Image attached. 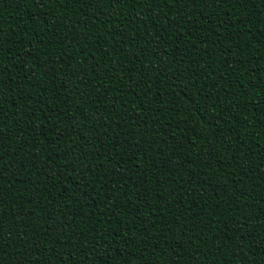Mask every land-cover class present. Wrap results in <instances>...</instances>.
Returning <instances> with one entry per match:
<instances>
[{
	"label": "snow or ice",
	"instance_id": "6c2138e0",
	"mask_svg": "<svg viewBox=\"0 0 264 264\" xmlns=\"http://www.w3.org/2000/svg\"><path fill=\"white\" fill-rule=\"evenodd\" d=\"M13 2L18 4L27 2L37 7L38 10H47L50 5H59L61 8L77 5L79 6V11L85 12V6H87L88 11L85 13V19L91 20L92 23L78 25V28H82L83 31H78L75 34L70 31L66 34L67 37H70L66 47L72 48L74 43L77 44V52L81 58L77 60L71 52H64L62 53L64 61L60 68L56 67V64L60 63V61L54 60L49 55L47 42L43 38L34 43L27 44L26 36L31 35V33H26L25 38L14 40L11 37H6L2 27H0V264H54V261H58V264H61L60 260L52 256L42 257V254L46 252L45 249L48 250L47 252L52 251L56 245L61 244L65 234L70 230L72 234L67 237V240L64 242V247H68V243L74 241L77 237L84 238L85 234L83 229L77 232L76 228L79 225H74L73 220L69 219L71 210L69 201L72 199V196L68 194V189H64L62 192V203L64 206L57 209L60 213L59 217H54L52 209H49L43 217L45 224L55 219L56 227L53 229L48 224L43 231L33 229V231H36V235L21 230L22 223L17 219V208L13 207V205L18 204L21 212H23L26 204H37V198L40 192L51 191L48 184H45L43 189L39 187V177L44 175L45 180L50 183L53 181L62 183L67 178L64 174L66 170H68V176L73 180H75V176H72V173H75L81 179V183L73 190V196L77 193L88 196L90 191H96L92 188V178H96V182L102 185V190H105L106 194L104 199L112 202L103 210L97 211L100 205L99 203L94 204V198H92L89 199L88 203L80 205L79 211L71 210L73 219L77 216L85 215V218L91 222L86 237L87 240L94 242L87 250L90 255L96 254V250L101 246L102 242H108L109 246L105 249L107 253L116 252L120 256L127 254L128 256H132L133 260L144 261L143 253L150 252V255L153 257L152 264H162L157 249L162 248V243L173 245V240L179 244L180 237L176 236V234L173 237L175 228H180L183 235L187 237L188 242L191 245H195V251L189 253L191 257H197L196 249H199V252L206 253L207 256L213 255L210 248H204L203 241L208 240L207 230L210 226L216 225L219 222V216L217 215L216 217L208 219L206 222L205 218L208 216L207 203L199 205L196 201H193V205L198 209L195 215H190L192 205L185 206L184 211L177 214L172 209H174L176 204L183 206L184 197L183 194L176 193L175 191L170 193L172 200L164 202V206L170 210L171 219L167 218L169 213H165V219L161 221V224L164 225L163 241L159 237L152 236L151 240H154L155 243L151 245V251L149 249V233L151 229L147 226V222H145L147 231L144 228L141 237H137L131 227H121L115 232L111 229L112 220L116 218L114 208H118L122 212L128 206H132L136 211L139 209V205L131 197L127 200H122L117 195L120 189L115 186L114 177L126 176L128 172H135L139 175L137 165L140 168V164L142 163L141 156L143 155L150 160L149 149L155 148L159 143L160 132L155 126L157 123L156 120L151 121V127L143 128L145 123H149L148 121L138 119L134 112H129L127 115H124L118 109V105L122 108L126 107L128 103L120 87L113 89L117 93L114 97H104L101 94L100 97L93 98L90 95L89 89L92 86L93 80L97 81L95 85L97 89L103 83V78L96 75L101 67L96 52H100V56L105 58V64L108 63L107 57H110L111 53H108L106 50L101 51L102 44H97L95 49H91L87 41L91 40L92 29L96 27V22L100 20L102 15L106 17L103 23L109 29L113 27L120 29V25L117 22L121 21V18L124 17L127 20V23L124 24L127 31L119 30L122 50L127 51V47L124 45L132 42L139 46L138 50L140 52L144 53L143 50L147 48L141 42L155 40L153 49H147L148 55L146 58L150 62L154 59L160 60V64L167 71L169 67L168 58L167 56L161 58V56L162 53L168 52L171 42L175 39L186 38L192 48L199 50L201 44L215 45L221 43L219 29L222 25H229L232 29H239L234 34L229 33L223 38L224 40L232 39L235 45L234 48L232 44L228 46L232 60L238 65H242L246 69L249 77H254V79L249 80V84H251L253 89L259 88L264 90V52H261L259 58H257V50L254 49L251 43L248 41L240 42L244 36L249 35L248 32H245L247 25L252 24L254 20L257 25L264 24V9H260L257 12V9L260 8L261 3H264V0H13ZM201 5L212 11L205 15L203 8L200 7ZM97 6H99V11H96ZM125 6H130L134 15L128 16L124 12ZM52 15L53 13L50 11H43L40 20H46ZM213 15L222 16V21H213L211 19ZM149 16L151 17L152 23L146 26L152 28L155 25L154 31L148 32L147 34L138 31L136 22L142 21V18ZM201 20L209 24H215L216 40H210L208 37L199 38L200 31L203 29H197V31L193 32V28L200 24ZM55 27L59 28L60 24H55ZM39 31H36L37 35H39ZM241 33H243V36ZM82 36L83 41H81ZM260 37H264V28L260 29L259 36L255 37L258 42L264 43V40H260ZM64 40L65 36H61L60 40L56 42L63 44ZM40 43L46 44L45 49L41 50L37 47V44ZM24 48L28 50H22ZM32 48H35L36 51L33 52L31 50ZM157 53H159V57ZM203 55L204 53L201 52V57ZM193 56H195V52H193ZM21 57L24 58L22 63ZM212 57L213 53H209L208 67H212L213 64L217 63ZM136 59H139V57H136ZM254 60V66L249 67L248 65L253 64ZM74 63L77 65L75 69L73 67ZM184 63H188V61H184ZM113 67H115V64H113ZM228 67L231 69L230 62ZM5 69H10V72H6ZM109 70L111 71V68ZM129 71H136V69H129ZM175 71L177 76L182 75L184 72L180 60L176 61ZM204 71L205 69L201 68L197 75H201ZM214 71L208 73L209 78H212ZM17 77H19V80ZM45 77L48 79L45 80ZM61 77L64 79H59ZM201 78L203 77L201 76ZM58 79L59 84L57 83ZM71 79H75V86L81 89L78 93L79 101L87 107L92 108L91 113L81 109L79 117H77V113L73 112L71 107L67 109L61 108L60 105L67 104L68 101L63 99L58 92L49 97L43 96V93L48 91V85H55L57 88L62 85L64 89H67L68 80ZM112 79H116L114 72ZM126 79L130 80L131 77L125 78L122 75L119 84L123 85L124 89H132L133 85L126 83ZM144 83L147 86V91L145 92V95H147L151 91V85L149 81H144ZM236 83L241 84L239 78H237ZM42 84L44 85L43 87ZM216 87L218 85L214 81L213 88ZM25 88L28 89L27 92H25ZM135 88H140V84L136 83ZM33 89H40V91L34 94ZM199 90L202 91V89ZM104 92H108V89L104 88ZM246 95L250 98L252 97L251 92H247ZM105 99L107 103L104 105V108L107 115H102L101 109L93 106L103 102ZM219 100V93H217V101ZM249 102H252L251 99ZM145 103L144 97H140L139 103L136 106L144 110V107H141V105H145ZM147 103L151 104V101L149 100ZM226 103L227 101H220L217 104L214 101L208 108L203 109L198 100L193 98L192 101L194 105L193 111L198 114L197 120L200 123H205L206 118L208 124L222 120L225 125H228L227 128L221 127L219 124L215 125L222 130L215 136L216 142H223L225 151L228 152L231 151L233 144L238 143L240 134L238 130L232 131L235 128L233 121L229 118L228 111L224 108ZM34 104L38 107H34ZM244 106L247 107V105ZM218 107L223 111H217ZM236 107H241L239 102H236ZM254 107L257 111L264 110V105H254ZM111 109H117V115L120 119L112 116L111 111H108ZM37 111L42 113L37 119L43 122V127L38 123L35 124V127L33 126L35 123L33 118L36 117ZM149 111H153V115L156 116L157 110L149 108ZM158 111L163 112L164 109L161 108ZM172 111L175 112V109L173 108ZM200 113H203L205 118H202ZM163 119H167V115ZM197 120L189 122L187 117L176 120L175 127L183 132V136H177L175 129L171 133H168L176 144H181L182 140L187 141V144L183 145L185 152L181 153L184 156V164L181 167H184L186 172H190L187 169H191L189 167L188 148H194L196 146L194 145L193 139L195 133H193V136H189L187 132L183 131L181 126L189 123L195 125ZM129 121H135L136 126L142 129L139 134L143 139V145L139 141H134L131 138V133L128 127H126ZM62 123L73 125L72 129H66L69 133L76 129V125H79L80 130L77 134L82 137L86 145L79 153L73 151L72 156L74 159L67 161H62L61 154L54 151L60 142L66 141L69 145L74 143L60 130ZM49 124H51V127H49ZM89 125H91V128H89ZM110 127H112V132L108 131ZM172 127L173 123L169 121L164 129L165 132ZM248 127H252V125L249 124ZM100 128L104 130L102 136L106 138L107 143H105V139L101 136L94 135L89 137L83 132V129H89L90 132L95 133ZM48 132H53L55 138L49 146L45 147L40 137H46ZM225 132H227V139H225ZM29 137L31 138L30 141L28 140ZM196 139L199 140V147L208 149L203 155L212 158L207 161L205 167L216 169V166L219 165L220 179L217 180V186L221 183L225 172L233 177L237 175L234 171H228L231 168V164L225 165L224 158L219 156L218 150L216 152L212 151L213 145L211 141L205 143L206 137H196ZM168 143L169 140L166 136L164 144L167 145ZM26 148L27 151H25ZM89 148L92 149L91 152L87 150ZM36 149H43V157L37 154ZM21 153L24 154L27 163L24 162V159H21ZM63 154L68 155V150L65 149ZM249 154L255 155L250 147L240 145L236 148L235 152H232L228 159L236 164H240L242 160L248 158ZM156 155L163 159V167L161 168L160 162H157L154 173V177L159 180V183L154 188L145 187L142 190L140 185L136 184V190L133 193L136 200L145 203L149 208L152 205L145 201V194L151 198H163L165 181L167 180L170 186L175 182L171 177L176 170V164L169 167V160L176 161V155L169 153L163 147L156 149ZM200 155L201 153H197V156ZM261 158L264 160V151L261 152ZM54 159L62 161L57 168L52 167ZM37 161L43 162L45 166L40 168ZM221 161L224 165L223 168L220 167ZM192 163H195V161H192ZM29 164L32 165L31 169L29 168ZM126 164L128 165L127 170H125ZM241 169H243V175L249 176L250 179L252 178L249 175V171L245 170V166L242 164ZM33 170H35V175H33ZM143 175L147 179V172H144ZM145 179L143 183H145ZM180 179H183V175H181ZM256 179L257 181L264 180V174L256 177ZM185 183L191 184L192 181L188 179ZM203 183H208L207 174L204 176ZM241 184H244L243 180L236 181L235 185L232 181V187L239 191V198L234 195H229L227 201H225L221 197L214 205L217 213L226 212L229 217L224 222L225 231L223 232V238H221L220 233H217L214 241L218 243L217 253L221 256L218 264H233V262L235 264H264V255H261L259 260L249 261L247 258L249 251H251L253 256L258 253H264V240H262L259 247L253 248V244H246L248 237L244 234L246 231H249V221L251 220L258 221L254 226L255 231L258 232L261 228H264V217L245 211L247 208H255L256 204L253 202L245 203L251 193L247 191L246 187L240 188L239 185ZM52 187H55L54 183ZM256 189L264 191V184L257 183L256 188L253 190L256 191ZM25 193L28 194L27 199H25ZM256 195L261 201L259 210L260 212H264V195L261 194V191H256ZM178 197H182V200H178ZM50 199H54V197H50ZM234 202L235 206H233ZM221 204L223 207H221ZM5 213H7V216H5ZM237 213L240 215H235ZM35 214V212L31 211L25 213L29 217ZM153 214H155L156 218L153 219L152 227H156L155 220L159 219V215L154 212L150 213L152 216ZM97 217H105L106 219H100L96 222L95 218ZM182 217H187L192 222L198 220L199 226L194 223H182ZM118 219L122 220L123 217L121 216ZM23 223H27V220H24ZM240 229H243V231ZM190 232L196 233V235L188 236ZM52 233H55V235L53 236ZM201 234L204 237L203 241L201 240ZM36 236L47 238V243H44V239L37 240ZM117 237L120 238L122 243H116ZM41 243H44L43 248L41 247ZM49 245H51V248ZM132 245H136L139 248V253L135 256H133L131 251ZM81 248H83V245H81ZM122 248L124 251L121 250ZM117 249H119V252ZM173 249H175L177 257L184 251V249L181 251L180 248L176 247V244L172 247V252ZM69 252L71 256L68 255ZM68 253V259L63 257L64 264H70L71 258L73 257L71 250ZM162 254L168 256L170 253L164 250ZM97 259L102 260V264H110L111 257L108 260H103L102 257L97 256ZM189 260L195 261V264H207V260L200 261L199 257L198 259L189 258ZM120 264H132V261L125 259ZM144 264H147V262L145 261ZM172 264H181V262L180 260H175Z\"/></svg>",
	"mask_w": 264,
	"mask_h": 264
},
{
	"label": "trees",
	"instance_id": "16d2710c",
	"mask_svg": "<svg viewBox=\"0 0 264 264\" xmlns=\"http://www.w3.org/2000/svg\"><path fill=\"white\" fill-rule=\"evenodd\" d=\"M203 8L205 15L211 12V9L200 6ZM260 9H264V3L260 4V8L257 9L259 12ZM99 6L96 7V11H99ZM43 11H50L53 13L46 20H40L41 13ZM88 11L87 6H85V12L79 11V6L70 5L64 8H61L59 5H50L49 9H40L33 6L30 3L18 4L14 3L13 0H2L0 2V27H2L4 34L6 37H11L14 40L25 38L26 33H31V35L26 36V43L31 44L36 41L41 40L43 38L44 41L47 42V49L49 55L54 59L60 61V63L56 64L57 68H60L63 65L64 56L62 53L71 52L75 59H80L77 52L78 45L74 43L72 48H67L66 45L69 42L70 37H67L68 32H72L75 34L78 31H83L82 28H78V25H82L83 23L91 24V20L85 19V13ZM94 11V9H93ZM124 12L128 15H134L130 6L124 7ZM106 19L103 15L100 17V20L96 22V27L92 29L91 32V40L87 41L89 48L95 49L97 44H102L103 47L101 51H107L111 53L110 57H107L108 63L105 64V58L100 56V52H96L97 58L100 60L101 67L96 75L101 76L103 78V83L100 88H95L97 83L96 80L92 81V86L90 87V95L93 98L100 97L103 94L104 97H114L117 95L113 89L115 87H120L124 93V98L128 101L126 107L117 106L120 111L123 112L124 115H127L129 112H134L138 119H143L144 121H148L149 123H145L143 128L151 127V121L156 120L155 124L156 128L160 132L159 143L155 146V148L149 149L150 160L145 158L143 155L141 156L142 163L140 164V168L137 165V171L140 173L137 175L135 172H128L126 176H116L115 186L120 189V192L117 195L120 196L122 200H127L131 197L132 200L139 205L138 211L134 210L132 206H128L122 212L118 208H114L116 212V218H113L111 229L113 232L117 231L121 227H131L134 230V233L137 237H141L143 235V230L147 231V226L151 229L149 236V249L151 251V245L155 243L154 240H151L152 236L159 237L161 241H163L164 236V225L161 224V221L165 219V213H169L168 219H171L170 210L164 206L165 201L172 200V196L170 193L175 191L176 193L183 194L184 197V205L176 204L172 211H176L177 214L181 211H184L185 206L192 205L190 215H195L198 209L193 205V201H196L199 205H204L207 203V212L208 216L205 218L207 222L208 219L219 216V222L216 225L210 226L207 230L208 240H204L203 235L201 234V240L203 241V246L205 249H211L213 255L207 256L204 252L197 251V257H191L189 253L195 251V245H191L188 242L187 237L183 235V232L180 228H175V233L173 232V237H180L179 244L173 240V245H167L162 243V248L157 249V253L160 254V260L162 264H172L175 260H180L181 264H195V261H190V259H198L200 261L207 260V264H218L221 259L219 253H217L218 243H215V237L217 233H220L221 238H223V232L225 231L224 222L225 219L229 218L226 212L217 213L214 209V205L217 201L220 200L221 197L227 201L229 195H234L239 198V191L232 187V181L235 185L236 181H244V184L239 185L240 188L246 187L247 191L251 193L245 201V203L253 202L256 204L255 208H247L246 212L252 213L253 215H259L264 217V212H260V198L256 195V191H261V194L264 195V191L261 189H253L256 188L257 183L264 184V180L257 181L256 177L264 174V160L261 158V152L264 151V110L257 111L254 105H264V90L259 88L253 89L251 84H249V80L254 79V77H249L247 75L246 69L242 65H238L230 55V50L228 48L229 44H232L233 48L235 45L233 44L232 39L224 40V36L229 33H235L239 29H232L229 25H222L219 29V34L221 38V43L215 45H207L201 44L199 50L192 48L187 39H175L171 42V46L166 53H162L161 58L167 56L168 58V69L164 70L163 65L160 64V60H152L149 61L146 56L148 55V50H152L155 44V40L151 42L145 40L141 43L147 49H144V53L138 50L139 46L135 43L129 42L127 45V51H123L121 44V38L119 35V30L122 29L127 31L124 27V24L127 23V20L122 17L121 21L117 23L120 25V29L113 27L109 29L108 26L103 23ZM213 21L220 22L223 17L218 15H213L211 18ZM143 21V22H142ZM142 21H137L136 26L138 31H142L147 34L148 32H152L155 29V25L152 28L147 27L146 25L151 24V17L142 18ZM35 22V23H34ZM59 23L60 27L56 28L55 24ZM264 28V24L257 25L254 20L252 24L247 25L245 28V32H248L249 35L244 36L240 41L243 43L244 41H248L254 46L256 51V57L259 58L260 53L264 52V43H260L255 39L256 36H259L260 29ZM197 29H203L200 31V37L204 38L208 37L210 40H216V32H215V24L206 23L204 20L200 21V24L196 25L193 28V32L197 31ZM211 29V31H209ZM39 31V35L36 34V31ZM131 35V33H129ZM243 36V33H241ZM61 36H65V40L63 44L57 43ZM260 40H264V37H260ZM81 41H83V36L81 37ZM120 42V43H118ZM37 47L41 50L45 49L46 44L40 43L37 44ZM27 51V48L22 49ZM33 52L36 51L35 48L31 49ZM193 52H195V56H193ZM201 52L204 53L203 57H201ZM209 53H213V59L217 61L216 64H213L212 67H208V56ZM159 57V53H157ZM139 57V59H136ZM23 57H21V63L23 62ZM180 60L184 72L182 75L177 76L175 67L176 61ZM134 61V62H133ZM184 61H188V63H184ZM7 62V61H6ZM231 63V69H229L228 64ZM115 64V67H113ZM255 64V60L253 64L248 65L249 67H253ZM191 65V66H190ZM74 69L77 67L75 63L73 64ZM111 68V71L109 70ZM204 68L205 71L201 73V75H197L200 72V69ZM119 69V71H117ZM129 69H136V71H129ZM214 71V75L212 78L208 77V73H212ZM6 72H10V69H5ZM113 72L115 73L116 79H112ZM79 75V73H77ZM125 78L131 77V79H126L125 82L132 84V89H124L123 85L119 84V80L121 76ZM201 76L203 78H201ZM223 77V78H221ZM237 78H239L241 84H237ZM19 80V77H17ZM48 78L45 77V80ZM59 79H64L63 77ZM59 79L57 83L59 84ZM144 81H149L151 85V91L145 95L147 91V86ZM216 82L218 87L213 88V82ZM139 83L140 88H135V84ZM75 79L68 80V87L64 89L61 85L57 88L55 85H48V91L43 93L44 97H49L51 95H55L57 92L61 95V97L68 101L67 104H61V108L67 109L71 107L73 112L77 113V117H79V112L81 109L85 110L88 113H91L92 108L87 107L78 99V93L81 91L80 88L76 87ZM44 85L42 84V87ZM104 88L108 89V92H104ZM199 89H202L200 91ZM28 89L25 88V92ZM33 93L35 94L40 89H33ZM247 92L252 93V97H248L246 95ZM217 93H219L220 100L217 101ZM159 99H157V97ZM144 97L145 105H141L144 107V110L139 109L136 105L139 103V98ZM193 98L198 100L203 109H206L211 105L214 101L217 104L220 101H227L224 105V108L228 111L229 118L233 121V125L235 129L232 131L238 130L240 134V139L238 143L233 144L231 151L226 152L225 146L223 142L217 143L216 137L218 135L220 128H217L215 125L219 124L221 127L227 128L228 125H225L222 120H217L213 124H208L207 119L204 117L203 113H200L202 118H205V123H200L197 120L198 114L194 113L192 104ZM251 99V103L249 102ZM151 101V104L147 103V101ZM236 102H239L241 107H236ZM107 103V100H103V102L94 105L93 107H99L101 109L102 115H107L105 111L104 105ZM244 105H247L245 107ZM34 107H38L37 105H33ZM149 108L157 110L156 116L153 115V111H149ZM163 108L164 111L160 112L159 109ZM175 109V112L172 109ZM111 111L112 116L116 119H120L117 115V109L108 110ZM217 111H223L219 107ZM179 114V115H177ZM42 113L37 111L36 117L33 118L35 124H40L43 127V122L37 119L41 116ZM167 115V119H163ZM184 117H187L189 122L193 120H197L195 125L184 124L181 127L184 132H187L189 136H193L195 133L194 148H188V156H189V167L191 169H187L190 172H186L184 167L181 165L184 164V156L181 153L185 152V147L183 145L187 144L186 140H182L181 144H176L173 138L168 135L174 129L177 136H183V132L180 129L175 127L176 120H180ZM82 119V118H81ZM111 119V117H109ZM169 121H172L173 127L167 129L165 132V127ZM55 123V121H53ZM251 124L252 127H248ZM114 126V125H113ZM51 127V124H49ZM128 127L131 138L134 141H139L143 145V139L140 136V132L142 129L138 128L135 124V121H129ZM72 124L62 123L60 125V130L64 132L65 135L69 137L74 143L69 145L66 141L60 142L54 149L55 152L60 153L62 156V161H67L69 159H74L72 156V152L75 151L79 153L83 148L86 147L85 142L82 140V137L77 134L80 130L79 125H76V129L71 133L66 131V129H72ZM91 128V125H89ZM103 129L100 128L97 132H90L89 129H83V132L89 137L92 136H102ZM109 132H112V127L109 128ZM225 139H227V132L224 133ZM167 136L169 143L167 145L164 144V139ZM196 137L205 138V143L209 141L212 142V151L216 152L218 150L219 156L224 158L225 165L231 164V168L228 171H234L237 173L235 177L230 176L227 172L224 173L223 178L219 186H217V180L220 179L219 176V165L216 166V169H211L205 167L207 161L212 159L211 157L203 155L208 149L199 147V140ZM54 133L48 132L46 137H40L41 141L44 142L45 147L49 146L51 141L54 139ZM30 137L28 140L30 141ZM105 143H107L106 138ZM27 143V142H26ZM103 143V141H101ZM240 145H245L252 149V152L255 155L249 154L246 160H242L240 164H236L228 159V157L232 154V152L236 151V148ZM165 148L169 153H174L177 157L176 161L169 160V167L173 164H176V170L171 177L173 181H175L171 186L168 184L167 180L164 183V195L162 197L151 198L147 194H145V201L152 205L151 208L147 207L145 203L136 200L135 195H133L135 189V185L139 184L141 190L145 187L154 188L156 184L159 183V180L155 179L154 173L156 171V163L160 162L161 168L163 167V159L156 155V149ZM68 150V155H64V150ZM89 152L92 151L91 148L87 149ZM27 151V148L25 149ZM38 155L43 157L44 151L43 149H36ZM197 153H201L200 156H197ZM11 155V153H9ZM126 155V153H125ZM21 159H24V162L27 163V159L24 157V154H20ZM119 159V157H117ZM166 159V157H165ZM61 160L53 161V168H57L61 163ZM195 161V163H192ZM40 168H43L45 165L41 161H37ZM241 164L245 166V170L249 171V176L243 175V169H241ZM223 162L221 161L220 167L223 168ZM250 166V167H249ZM187 168V166H185ZM29 168H32V165L29 164ZM128 169V165H125V170ZM254 170V171H253ZM144 172H147V179L143 175ZM65 176L67 177L62 183L58 181L49 182L45 180V176L41 175L39 177V187L41 189L44 188L45 184H48L51 188L50 192H40L37 198V204H26L24 206V211L21 212L20 207L17 205H13V207L17 208V219L22 223V231H28L32 235H36V231H43L45 227L50 224L51 228L56 227L55 219L53 221L45 224L44 215L49 210L52 209L54 213V217L58 218L60 213L57 210L58 208H62L64 205L62 192L64 189H68V194L72 196V199L69 201L71 205V210L79 211L80 205L84 203H88L89 199L94 198L93 203H99L100 207L97 211L103 210L107 207L111 201L104 199L105 190H102V185L96 182V178H92V188L96 191H90L88 196L77 193L73 196V190L76 188L78 184L81 183V179L79 176H76L75 173H72V176H75V180H73L70 176H68V170L65 171ZM207 174L208 183L204 184V176ZM33 175H35V170H33ZM46 175V173H45ZM181 175H183V179H180ZM14 178V177H13ZM23 179V177H21ZM107 179V177H106ZM145 179V183H143ZM188 179H191L192 183H185ZM234 179V180H233ZM236 180V181H235ZM31 183V181H29ZM55 184V187H52V184ZM22 187V186H21ZM187 189V191H185ZM227 189V191H225ZM219 193V194H218ZM198 194V195H197ZM87 195V193H86ZM50 197H54V199H50ZM28 198V194L25 193V199ZM206 198V199H205ZM161 199V200H160ZM178 200H182V197H178ZM235 206V202L233 203ZM123 207V206H122ZM221 207L223 205L221 204ZM69 219L73 220L74 225H79L76 228L77 232H80L81 229L84 231V238L77 237L74 241L68 243V247H64V242L67 240V237L71 235V230L65 234L61 244L55 246L52 251L47 252L45 249V253L42 254V257L52 256L55 259L60 260L61 264H64V259H68L67 253L69 250L73 252V257L71 258L70 264H102V260H98L97 256L102 257L103 260H108L111 257L110 264H120L122 260H130L132 264H144L146 261L147 264H152L153 257L150 255V252L143 253L144 261H136L133 260L132 256H120L116 252H105V249L109 246L108 242H102L101 246L97 248L95 255H90L88 253V247L94 243L93 241H89L86 239L88 235V228L91 226V222L85 218V215L77 216L73 219L71 215ZM35 212L34 216H27L25 213L27 212ZM156 213L159 215V219L155 220L156 227H152L153 219H155V214L150 215V213ZM239 216L240 214H235ZM7 216V213H5ZM15 216V214H14ZM123 217L122 220L118 219L119 217ZM133 218H135L133 220ZM100 219H106L105 217H97L95 221L98 222ZM24 220H27V223H23ZM145 222H147V226H145ZM182 223H194L199 226V221H189L187 217L181 218ZM258 223L256 220L249 221V231H246L244 234L248 237L247 243L253 244V248L259 247L261 245L262 240H264V228H261L258 232L255 231L254 226ZM35 229L36 231H33ZM243 231V229H240ZM54 236L55 233H52ZM186 235V234H185ZM196 233H188V236H194ZM37 240L44 239V243H47V238H41L36 236ZM44 243H41V247H44ZM117 244L122 243L119 237H117ZM180 248L181 251H184L180 254L179 257L176 256L175 249L172 247L175 246ZM83 245V248H81ZM183 246V247H182ZM51 248V245H49ZM159 247V246H158ZM124 251V249H121ZM167 250L170 254L168 256H164L162 252ZM11 251V250H10ZM119 252V249H117ZM131 251L133 256L139 253V248L136 245L131 246ZM71 256V253H68ZM261 255L264 253H258L253 256L251 251L248 252L247 258L249 261L259 260ZM54 264H58V261H54ZM235 264V262H233Z\"/></svg>",
	"mask_w": 264,
	"mask_h": 264
}]
</instances>
